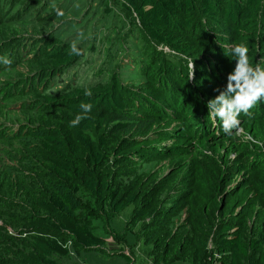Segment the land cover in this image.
Listing matches in <instances>:
<instances>
[{"label": "rangeland", "instance_id": "374dc122", "mask_svg": "<svg viewBox=\"0 0 264 264\" xmlns=\"http://www.w3.org/2000/svg\"><path fill=\"white\" fill-rule=\"evenodd\" d=\"M56 9L64 15L58 16ZM48 34L70 46L75 43L80 57L66 68L49 69L43 82L33 59L39 52L37 43ZM228 49L223 72L236 64ZM154 51L168 55L178 67L185 61L180 54L149 43L120 0H0L1 256L27 251L25 235L15 231L22 224L26 227L23 221L33 213L35 201L49 193L52 178L41 147L44 121L52 111L46 110L42 97L64 96L71 88L99 81L104 71H108L104 81L115 75L130 87L148 85L143 73L146 53ZM4 57L12 63L5 65ZM147 57L151 62L156 58ZM257 63L264 68L260 58L249 61L252 67ZM227 76L217 86L209 80L206 87L200 86L199 105L180 96L177 108L184 101L185 106L176 117H157L155 131L170 134L151 135L149 142L156 145L135 161L115 165L113 153L121 135L108 139L98 173L110 177L111 188L134 202L107 218L94 196L83 191L80 200L93 221L94 234L105 245L84 250L66 238L69 255L54 257L56 264H124L123 255L130 257V264H191L199 244L214 258L213 264H231L229 252H218L222 236H238L243 242L258 239L259 254L264 256V99L250 110L251 117L240 114L239 131L224 133L207 102L219 95L214 89L226 87ZM159 94L160 89L155 97ZM9 227L11 238L4 233Z\"/></svg>", "mask_w": 264, "mask_h": 264}, {"label": "trees", "instance_id": "16d2710c", "mask_svg": "<svg viewBox=\"0 0 264 264\" xmlns=\"http://www.w3.org/2000/svg\"><path fill=\"white\" fill-rule=\"evenodd\" d=\"M120 1L121 6L135 17L149 43L166 47L180 54L185 61L178 67L168 55L156 51L146 53L148 63L143 73L148 85L130 87L115 75L104 81L103 75L108 73L104 71L99 81L71 88L64 96L42 97L47 101L44 104L46 110L52 111L44 121L41 147V158L52 178L49 193L40 196L35 201L33 213L26 221L22 220L27 223L26 227L22 224L15 231L17 235H25L22 242L27 251L18 249L9 251L10 256L0 255V264H56L54 257L69 255L66 238L73 241L75 248L84 250L105 245L94 234L93 221L80 194L84 191L93 195L96 204L105 214L108 212L107 218L118 215L134 202L133 197L127 198L111 188L110 177L104 178L98 173L104 163L102 149L108 139L121 135L113 153L115 165L135 161L138 155L156 145L149 139L160 133V130L155 131L157 117H176V111L183 110L188 98L195 101V106L199 105L196 97L200 86L206 87L208 80L217 86L234 69L226 71L224 68L223 72V60L228 61L227 47L231 54L234 45L246 44L249 61L255 57L264 61L262 0ZM37 46L39 52L33 64L39 63L37 67L43 82L49 69L66 68L78 62L80 57L70 53L68 43L51 34L41 38ZM148 55L156 58L151 62ZM36 57H40L39 60ZM133 58L142 59L135 54ZM192 62L195 75L190 81L188 64ZM183 87L187 88L184 92ZM158 89L162 94L156 98ZM180 96L185 101L178 109ZM81 103H90L93 107L88 117L73 128L70 122L82 114ZM137 216L143 218L146 215L138 213ZM8 229L10 227L4 233L11 238ZM222 237L218 252H229L231 264L242 260L246 264H264L258 239L243 242L238 236ZM204 251L203 245L195 247L191 264H213L214 258ZM123 257L124 264L131 263L128 255Z\"/></svg>", "mask_w": 264, "mask_h": 264}, {"label": "clouds", "instance_id": "9594fccd", "mask_svg": "<svg viewBox=\"0 0 264 264\" xmlns=\"http://www.w3.org/2000/svg\"><path fill=\"white\" fill-rule=\"evenodd\" d=\"M58 16H63L61 9H56ZM232 52L236 57L234 69L228 73L227 85L221 90L219 88L214 91L219 92L215 98L208 100L207 108L210 109V115L215 120L219 118L222 122V130L224 133L231 135L233 129L239 131L241 121L238 119L241 113L251 117L250 110L258 101L264 99V68L259 63L255 67L249 64V48L246 44H236L232 48ZM71 54L80 55V50L73 43L70 49ZM5 65H10L12 61L7 57L3 58ZM190 81L194 80L195 65H189ZM90 96L91 92H86ZM93 105L90 103H81L80 108L82 114L71 120L70 126L77 127L83 119L88 117Z\"/></svg>", "mask_w": 264, "mask_h": 264}]
</instances>
